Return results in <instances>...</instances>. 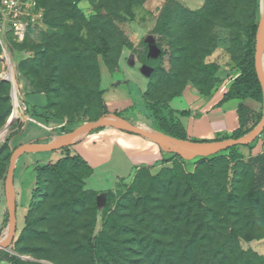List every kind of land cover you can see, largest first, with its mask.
Listing matches in <instances>:
<instances>
[{"label":"rangeland","instance_id":"rangeland-1","mask_svg":"<svg viewBox=\"0 0 264 264\" xmlns=\"http://www.w3.org/2000/svg\"><path fill=\"white\" fill-rule=\"evenodd\" d=\"M261 1L42 0L43 22L30 25L22 42L9 38L23 101L20 117L11 122L14 86L0 79V133L7 127L10 131L0 144V223H10L6 185L15 149L29 142L49 143L55 136L73 133L85 123L102 118L99 92L103 77L116 70L125 49L137 45L135 49L140 51L148 38L163 47L162 67L151 81L152 96L165 97L202 82L205 75L201 66L205 63L218 64L215 89H226L241 74L250 25L258 23L260 30ZM166 16L169 23L164 26ZM105 40L110 44L107 58L95 55L89 47L101 46ZM2 70L0 56V74ZM34 90L48 91L50 103L44 107L35 104L31 98ZM254 105L258 114L251 120L255 124L252 130L264 117V91L263 100ZM116 116L150 124L123 113ZM111 129L117 128L98 126L86 137ZM80 140L58 150L25 152L16 163L19 206L15 239L20 240L10 247L37 264H93L84 247L90 234L107 236L113 247L104 251L105 257L98 264H208L211 251L191 241L192 233L196 235L193 242H199L201 236L200 224L194 219L201 203L213 207L208 221L217 228L219 238L221 231L229 230V223H237L243 235L264 227V190L252 192L256 169L248 164L264 152L263 130L253 143L238 145L243 156L239 164L226 158L228 152L216 160L212 159L220 152L181 158L169 152L172 158L165 163L116 181L103 197L91 187L92 174L88 175L82 164L67 163L64 182L49 170L34 201L32 225L24 230L37 168L70 156ZM195 174V181L189 179ZM195 194L198 199L192 201ZM192 202L195 211L188 219L183 211ZM95 209L98 223L93 228ZM107 217L122 228L108 224ZM239 244L242 249L264 255V238L240 237Z\"/></svg>","mask_w":264,"mask_h":264},{"label":"crops","instance_id":"crops-1","mask_svg":"<svg viewBox=\"0 0 264 264\" xmlns=\"http://www.w3.org/2000/svg\"><path fill=\"white\" fill-rule=\"evenodd\" d=\"M146 41L148 48L144 45L139 51L135 49L136 45L125 49L116 70L104 75L103 99L112 113L120 112L128 118L156 124V115L144 97L150 89L151 73L143 68L142 61L147 50L148 56L155 59L161 49L154 38ZM230 85L226 89H214L207 95L201 93L196 86L187 85L180 95L168 100V107L162 108L163 114L169 121L182 124L190 140L194 137L214 139L231 135L240 125L239 104L244 102L257 111L254 105L257 101L252 98H235L221 104ZM31 98L42 107L48 104L44 93L33 94ZM183 111L188 113L182 114ZM73 154H79L90 164L93 169L91 187L99 191L102 197L105 195L104 191L112 188L116 181L128 180L140 168L159 166L171 157L168 151L154 141L119 129L104 130L93 137L80 140L74 145ZM35 184L36 175L32 180L30 194ZM7 224L0 223V239L5 235ZM8 251H11V247ZM0 264L11 263L0 258Z\"/></svg>","mask_w":264,"mask_h":264},{"label":"trees","instance_id":"trees-1","mask_svg":"<svg viewBox=\"0 0 264 264\" xmlns=\"http://www.w3.org/2000/svg\"><path fill=\"white\" fill-rule=\"evenodd\" d=\"M40 4H42V0H39ZM169 23V17H165L163 25L167 26ZM165 27H163L164 29ZM259 31V25L258 23H252L248 29L247 34V43H246V50L244 53L243 58L240 61V68H241V74L234 79L232 84L230 85L228 91L224 94L223 99L221 100V104L224 102L231 100V99H242L246 100L248 98H252L256 100L257 102H261L263 100V89L261 82L259 80L257 70H256V60H255V52L257 47V36ZM145 45L147 47V43L145 42ZM89 47L93 51L95 55H102L103 57L107 58L108 53L110 51V44L108 41H103L102 45H96V44H89ZM148 48V47H147ZM161 52L159 56L155 59L148 56V50L146 52L145 57L143 58V68L150 70L151 73V81L154 75L161 69L162 62L165 56V51L163 47L160 45ZM118 64V62H117ZM201 69L203 71V74L205 77L203 78L202 82H196L192 83L191 85L196 86L201 93L203 94H210L216 86L217 77L216 74L219 71V66L217 63H205L201 66ZM150 81V89L147 93H145L144 97L148 105L151 107V109L154 111V114L156 115L157 123L153 124L154 126H157L161 131L164 133H167L173 137H176L178 139L182 140H189L187 132L182 124L175 123L174 121H169L167 117L163 114L162 108L168 107V100L174 96H178L182 93L183 89L187 86L182 87L181 89H178L174 91L173 93H170L169 95L165 97H158V96H152V85ZM3 83H9L8 81L1 80ZM33 94H39L44 93L47 96L48 103H50V94L48 91H36L34 90L31 92ZM99 99L101 103V116H107V115H119L120 112H114L112 113L106 102L103 99V90L101 89L99 92ZM187 111H183L182 114H187ZM238 114H239V120L240 125L239 127L231 134L223 137H217L214 139H207V140H193V141H215V140H223L226 138H240L244 136L245 134L249 133L255 124L251 123V120L254 119V117L258 114V112L245 104L244 102H241L238 107ZM262 119H260L261 121ZM228 152L230 156L226 157L231 162H234L236 164H239L242 162L243 156L238 151V145L232 146L230 148H227L220 152L217 156L213 157L212 160H216L218 158H225L224 153ZM181 158L182 155L180 154H173L172 157ZM221 156V157H219ZM170 157V158H172ZM169 160V158L165 159ZM78 163L82 164L87 170L88 175H91L93 173V169L90 166V164L79 154H71L70 156L66 157L65 159H60L57 161V163L53 165H46L41 168H37V174H36V184L32 191V198L28 209V214L26 216V226L24 228L28 229L31 227L32 223L30 220V215L33 212L34 208V201L39 192L43 188V181L45 174L52 170L55 172V174L58 177L59 181L64 182L63 176V169L67 165V163ZM248 164L251 165L253 168L256 169L255 177H254V183L252 187V192H261L264 190V152L259 153L252 157ZM142 169V168H140ZM139 169V170H140ZM16 177L15 175V187H16V205L19 206V191L17 190L16 186ZM198 178V176L192 175L189 177L192 181H195ZM125 180V179H123ZM191 181V182H192ZM195 183V182H193ZM95 193L98 195L99 192ZM112 193V191H108V198L109 195ZM198 197L195 194V197L192 198V201L197 200ZM228 202V201H227ZM202 204V205H201ZM199 205V211H196V216L194 219L199 222V228H198V234H201L199 238V242H193L195 239V233L191 234V241L193 244L199 243L200 247L203 248L205 251L210 250L211 251V260H209L208 264H264V255H259L256 252L252 250H245L240 247L239 239L240 237H244L246 239L251 238H264V227H260L259 229L253 230L255 233L243 235L241 234L240 227L237 226V223H229L230 225L229 230L221 231L222 237H218L217 228H213V223H209L210 216L214 213L213 207L211 205L203 204L201 203ZM228 204L231 205V202ZM193 202L189 205V207L186 209L185 214L186 217L189 219L191 215L193 214V211H195V208L193 209ZM108 210V208H106ZM98 209H95L94 218L92 221L93 228L98 223L97 218ZM195 214V213H194ZM106 222L118 229L122 228L121 224H117L115 220L112 217H107ZM204 222V223H203ZM208 222V223H207ZM224 224V223H223ZM20 240V237L15 239L12 244L18 243ZM190 243L189 245H193ZM85 249L90 253L91 260L93 264H98V262L105 257L104 251L110 250L112 251L113 247L109 243V239L105 235H94L90 234L88 237L87 244L84 245ZM0 258H4L8 260L11 264H37L36 262L29 260L31 258H28L26 256H22L20 254V251L16 248H11V251L8 250H1L0 251Z\"/></svg>","mask_w":264,"mask_h":264},{"label":"water","instance_id":"water-1","mask_svg":"<svg viewBox=\"0 0 264 264\" xmlns=\"http://www.w3.org/2000/svg\"><path fill=\"white\" fill-rule=\"evenodd\" d=\"M261 29V26H260ZM259 42H260V30L258 34V43H257V51H256V70L259 77V80L261 82L263 91H264V71L262 68V62H261V56L259 52ZM108 116V115H107ZM12 118L10 119L11 122ZM98 126H109L112 128H117L123 131L135 133L138 135H141L143 137H146L155 143L162 146L166 151L185 155L189 157H195V156H208L212 155L218 152H221L227 148H230L232 146L236 145H249L253 143L258 136L262 133L264 130V117L260 121V123L255 127L254 130L251 132L245 134L244 136L240 138H226L223 140H215V141H193V140H182L178 139L176 137L171 138H164L162 136H159L150 130H147L139 125H136L132 122H128L123 119L118 120H107L106 116H103L97 121H91L87 122L81 127H79L77 130H75L72 133V138L70 140H67L65 142L61 143H35V142H29L24 143L17 147L15 151L12 154L11 157V164L8 171L7 176V185H6V198H7V204L10 210V223L11 225V234L9 237V240L6 243L0 242V251L1 250H9L10 246L15 240L16 234H17V227H18V218H17V211H16V197L14 203L11 201V191L14 190L15 187V172H16V163L18 161V158L20 155L24 154L25 152L29 151H53L63 148L64 146H69L72 144H75L78 140V136L86 129L92 130L93 128H96ZM184 142L192 146V149H184L180 147L177 142Z\"/></svg>","mask_w":264,"mask_h":264},{"label":"built area","instance_id":"built-area-1","mask_svg":"<svg viewBox=\"0 0 264 264\" xmlns=\"http://www.w3.org/2000/svg\"><path fill=\"white\" fill-rule=\"evenodd\" d=\"M44 10L39 0H0V56L3 70L0 79L14 66L10 36L15 41L25 40L30 25L41 24Z\"/></svg>","mask_w":264,"mask_h":264},{"label":"bare ground","instance_id":"bare-ground-1","mask_svg":"<svg viewBox=\"0 0 264 264\" xmlns=\"http://www.w3.org/2000/svg\"><path fill=\"white\" fill-rule=\"evenodd\" d=\"M261 5H262L261 6L262 23H261V29H260L259 52H260V56H261L262 68L264 71V0L261 1ZM4 78L6 81L12 82L13 86H14V88H13L14 109H13V113H12V119L15 120L18 117H20V115H21V108L23 105V101H22V98L20 96V90H19V87H18V84L16 81V76H15V71L13 69V66L10 67V70L4 74ZM106 119L107 120H118L120 118L114 114H111V115L106 116ZM134 124L139 125V126L145 128L147 130H150L151 132H153L159 136H162L164 138H171L172 137L170 135H165L162 131L153 128L150 124H148L144 121H139V122H136ZM89 131H90L89 129L84 130L78 136V139H82V138L86 137L88 135ZM9 132H10L9 128L7 127V129H5L3 132L0 133V144L5 140V138L9 134ZM72 137H73L72 133L61 135V136H55L52 139V141L49 143L55 144V143L65 142L67 140H70ZM149 142H151V141H149ZM177 144L184 149H189V150L192 149V146H190L187 143L179 141V142H177ZM139 146H141V145H139ZM11 201H12V203H14V201H15V191L14 190L11 191ZM10 234H11V225H9L7 227V229L5 230V236L1 237L0 242L6 243L9 240Z\"/></svg>","mask_w":264,"mask_h":264}]
</instances>
